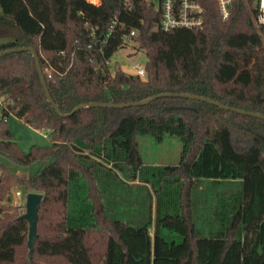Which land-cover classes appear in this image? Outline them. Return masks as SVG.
I'll use <instances>...</instances> for the list:
<instances>
[{
  "label": "trees",
  "instance_id": "16d2710c",
  "mask_svg": "<svg viewBox=\"0 0 264 264\" xmlns=\"http://www.w3.org/2000/svg\"><path fill=\"white\" fill-rule=\"evenodd\" d=\"M196 1L205 9L203 29L163 31L162 9L146 0H103L99 8L86 0H0V53L36 49L64 114L82 104H133L174 93L264 116V26L255 24L256 1L236 0L227 20L217 0ZM118 14L125 27L105 42L101 35ZM92 27L99 28L96 37ZM133 29L148 57L146 78L119 65L115 73L110 69ZM11 115L50 131L53 145L23 152L8 126ZM141 135L183 142L180 162L163 170L181 184L180 212L158 215L153 236L152 220L136 226L112 216L102 183L105 171L125 183L116 169L138 179ZM111 147L124 151L122 160L108 155ZM0 155L42 167L25 179L0 162V264H264L262 119L177 97L125 109L85 108L62 118L46 97L33 54L17 52L0 58ZM202 180L212 190L238 186L239 192L211 194L215 203L198 226L194 191ZM15 188L43 194L39 228L45 213L53 222V236L38 231L33 260L23 254L28 223L4 204ZM77 189L85 194L81 200ZM163 230L182 241H168Z\"/></svg>",
  "mask_w": 264,
  "mask_h": 264
},
{
  "label": "rangeland",
  "instance_id": "374dc122",
  "mask_svg": "<svg viewBox=\"0 0 264 264\" xmlns=\"http://www.w3.org/2000/svg\"><path fill=\"white\" fill-rule=\"evenodd\" d=\"M255 1L257 2L258 0ZM147 61L148 57L146 52L139 49L137 43L134 46H128L118 51L111 58L109 65L112 73H115V67L119 65L126 73L136 75V67L139 65L145 66ZM8 126L15 142L25 153H29L33 146L46 147L53 145V136H51L50 131L37 130L15 115H11L10 118H8ZM139 150L143 160V166L139 172V180L137 183H134L117 169V174L125 183L121 182L115 175L109 174L107 171L103 173L102 183L105 185L104 187L107 192L106 202L108 209L112 211V216L130 222L132 225L136 226H143L152 220L150 231L153 236L158 215H177L180 212L181 184L173 179L163 177V170L167 166L177 165L180 162L183 142L177 136H167L165 140L158 141V139L152 136L141 135L139 137ZM108 155L112 158L122 160L125 153L121 149L115 152L113 147H111ZM101 161H103L104 165L114 167L106 158H102ZM0 162L5 164L11 172L25 179L34 176L41 171L42 168L39 163L26 168L1 155ZM96 170L101 176V170L98 167ZM79 182L82 183L81 180H79ZM212 187V183L207 180H202L199 187L194 191L197 213L196 221L198 226L199 223L201 224L204 218L203 216L208 214V211L215 203L214 197H212L211 194L214 196L223 194L227 197L239 192L238 186L229 189L228 186H223L213 190ZM16 190H21L22 192V196L19 197V199L14 195ZM77 192L78 195L81 196L80 200L83 199L85 194L83 195L82 191L79 189H77ZM28 194L26 188H15L11 191L10 195L4 199V204L13 205L15 214L22 216L26 213ZM16 199L19 200V206H14L13 204ZM52 223L50 214L45 213L39 228V234L42 238H48L54 235L55 230ZM162 235L168 241H176L177 243L182 241L181 237L168 230H163ZM23 254L27 257L29 251L23 249Z\"/></svg>",
  "mask_w": 264,
  "mask_h": 264
},
{
  "label": "built area",
  "instance_id": "2783aa9c",
  "mask_svg": "<svg viewBox=\"0 0 264 264\" xmlns=\"http://www.w3.org/2000/svg\"><path fill=\"white\" fill-rule=\"evenodd\" d=\"M130 0H124V5H129ZM236 0H217L221 17L227 20L231 16V10ZM90 5L99 8L103 5V0H86ZM147 3H153L156 8L162 9L163 19L161 21V29L163 31H171L177 28H187L200 30L205 25V9L196 0H146ZM257 15L255 23L257 26H264V0H258L255 4ZM89 26V24H86ZM125 27V23L121 21L120 14L115 15L109 24L108 31L103 32L101 38L107 42L118 29ZM99 31L98 27L91 28L92 37H96ZM138 30L133 29L124 35L125 46H134L137 44ZM92 46H90L91 48ZM110 64V62H109ZM137 73L141 78H146V67L139 65L136 67ZM14 195L17 199L22 196L21 190H16ZM13 202L14 206H19V200Z\"/></svg>",
  "mask_w": 264,
  "mask_h": 264
},
{
  "label": "water",
  "instance_id": "95a60500",
  "mask_svg": "<svg viewBox=\"0 0 264 264\" xmlns=\"http://www.w3.org/2000/svg\"><path fill=\"white\" fill-rule=\"evenodd\" d=\"M35 50L36 49L30 48V47H20V48H16V49H10V50H7V51L0 53V58L4 55H8V54H12V53L29 52L30 51L36 59L39 75H40V78L42 81L44 91L46 93V97L49 100L50 104L53 106L56 113L58 115H60L62 118L72 116L76 112H78L82 109H85V108L125 109V108H131V107L150 105L151 102L158 100V99H161V98L177 97V98H187V99H191V100L209 103V104L217 106V107H219L225 111H232V112H236V113H239L242 115H248V116H252V117L264 120V116L261 114H257V113H253V112H247V111H244L241 109L222 105L221 103L216 102V101H214L210 98H207V97L197 96V95H189V94H174V93L158 94V95L151 97L150 99L148 98L146 100L136 102L133 104L132 103H130V104H99V103L82 104V105L78 106L77 108H75L71 113L64 114L59 109L58 105L56 104V102L54 101V99L50 93L48 83H47V80L45 78L44 71L42 69L43 66L41 65L40 58L38 57V54ZM43 197H44L43 194H40V193H29L27 195V201H26V213L21 216V219L26 221L28 223V226H29V235H28L27 245L29 248V259L30 260H33L35 249H36V243H37V240H39L38 239V231H39V223H40L39 222V216H40V210H41V204L43 201Z\"/></svg>",
  "mask_w": 264,
  "mask_h": 264
},
{
  "label": "crops",
  "instance_id": "0c3cea01",
  "mask_svg": "<svg viewBox=\"0 0 264 264\" xmlns=\"http://www.w3.org/2000/svg\"><path fill=\"white\" fill-rule=\"evenodd\" d=\"M123 180V179H122ZM138 180H139V177H138V179L136 180V181H133L134 183H137L138 182Z\"/></svg>",
  "mask_w": 264,
  "mask_h": 264
}]
</instances>
